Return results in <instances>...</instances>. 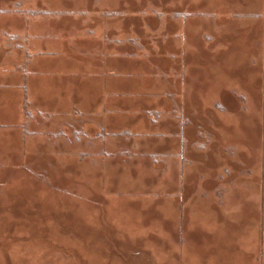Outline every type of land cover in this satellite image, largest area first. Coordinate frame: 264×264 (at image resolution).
<instances>
[{
    "label": "rangeland",
    "instance_id": "rangeland-1",
    "mask_svg": "<svg viewBox=\"0 0 264 264\" xmlns=\"http://www.w3.org/2000/svg\"><path fill=\"white\" fill-rule=\"evenodd\" d=\"M117 1L0 0V15H73L84 37L92 33L75 49L81 62L86 55L77 48L89 50L92 60L100 58L101 33L114 26L118 13V33L140 56L136 71L141 70L123 72L125 79L152 76L175 85L185 77L192 100L198 75L190 65L210 57L214 65L203 66L211 82L208 95L216 98L234 87L249 103L237 99L230 110L221 102L220 112H231L221 123L196 118V105L188 104L189 119L203 122L198 130L205 157H197V145H187L175 153L178 159L153 160L135 154L148 146L157 152L145 138L136 148L131 137L122 145L114 137L106 142L93 137L88 157L79 153L82 141L68 153L63 139L29 157L31 167L1 162L0 264H264L262 90L253 86L248 66L250 49L259 48L249 33L254 21L264 18V0H121L120 7ZM152 52L157 68L147 60ZM168 58L177 66L167 68ZM193 137L190 128L188 138ZM234 160L236 169L228 166ZM163 163H169L167 170Z\"/></svg>",
    "mask_w": 264,
    "mask_h": 264
},
{
    "label": "crops",
    "instance_id": "crops-1",
    "mask_svg": "<svg viewBox=\"0 0 264 264\" xmlns=\"http://www.w3.org/2000/svg\"><path fill=\"white\" fill-rule=\"evenodd\" d=\"M120 1H117V7L121 6H118ZM70 16L0 15V163L9 160L25 168L31 167L33 164L28 160L29 157L42 153L45 145H53L51 143L63 139L67 142V148L82 141V151L79 153L88 157L93 137L102 142L114 137L117 145L123 144L124 137H131L135 140L136 148L143 147L146 141L140 140L145 138L155 144L157 152H152L149 150L152 147L148 146V150L135 154L153 160L170 156L178 159L175 153H183L187 145H197L201 151L196 155L201 157L206 154L205 142L198 130L203 127V122L189 119L188 104L196 105V118H211L214 123H221V120H225L223 117H230L231 113L226 109V114L220 112L221 102L230 110L237 99L246 105L249 103L246 95L237 93L234 87L221 90L216 98L208 95L211 82L205 78L203 66L207 62L214 65L210 53L207 61L196 57L198 60L190 65V72L198 75L191 94L192 100L188 98L185 77L181 78L184 81L177 82L180 83L177 95L174 93L177 83L158 81L152 76L147 81L125 79V72L135 74L141 70L136 71V66H140V56L135 48L125 45L128 42H125L124 35L118 33L121 29V15L118 13L114 26H106L100 34L102 39L98 45L101 47L97 55L100 58L92 60L87 57L89 50L77 48L86 55L84 59L80 58V62L75 49L84 40L91 39L92 33L84 37V33L76 27L77 20L73 15ZM263 19L257 18L250 29L248 39L259 48L252 46L250 49L248 66L254 72L253 79L251 77L253 86L262 90V96L259 97L262 101L260 117L264 124ZM78 31L80 34L77 37L75 34ZM3 32L13 34L8 36ZM130 38L133 39V36ZM114 39L118 43H111ZM203 52L204 47L196 56H201ZM154 54L152 52L147 60L153 63L151 67L157 68ZM168 59L167 68L175 65ZM244 78L247 82L250 80L246 75ZM172 84L174 88L168 89V85ZM209 103L218 105V108L209 106ZM206 104L208 107H205ZM151 126L156 130L151 131ZM190 128L195 129L196 140L194 137L189 140ZM121 132L122 135H119ZM155 135L156 142H153ZM9 136L13 139H8ZM102 149V153H106ZM168 149L170 152H167ZM262 152L263 148L258 167L259 177L264 181ZM168 164L163 163V170L168 169ZM228 166L236 169L239 164L234 160ZM199 175L202 176L201 173ZM217 175L220 176L219 173ZM262 201L264 203V197Z\"/></svg>",
    "mask_w": 264,
    "mask_h": 264
}]
</instances>
